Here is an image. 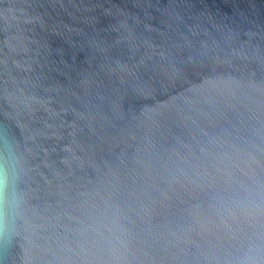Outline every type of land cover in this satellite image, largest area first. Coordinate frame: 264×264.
<instances>
[{"label": "water", "instance_id": "obj_1", "mask_svg": "<svg viewBox=\"0 0 264 264\" xmlns=\"http://www.w3.org/2000/svg\"><path fill=\"white\" fill-rule=\"evenodd\" d=\"M0 264L264 262V0H0Z\"/></svg>", "mask_w": 264, "mask_h": 264}, {"label": "clouds", "instance_id": "obj_2", "mask_svg": "<svg viewBox=\"0 0 264 264\" xmlns=\"http://www.w3.org/2000/svg\"><path fill=\"white\" fill-rule=\"evenodd\" d=\"M13 173L4 163H0V230H8L10 219L16 208L17 199L12 190ZM248 264H264L259 257L253 258Z\"/></svg>", "mask_w": 264, "mask_h": 264}]
</instances>
